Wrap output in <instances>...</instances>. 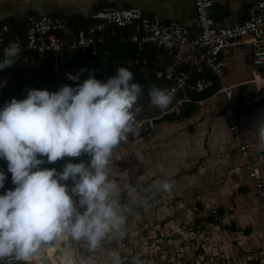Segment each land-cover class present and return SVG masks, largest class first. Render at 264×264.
<instances>
[{"label": "crops", "instance_id": "crops-1", "mask_svg": "<svg viewBox=\"0 0 264 264\" xmlns=\"http://www.w3.org/2000/svg\"><path fill=\"white\" fill-rule=\"evenodd\" d=\"M253 1L215 0L216 24L242 22ZM126 7H140L194 28L192 0H0V24L25 23L28 15L40 12L90 19L96 10ZM225 60V83L236 84L237 100L245 99L254 90L253 84L245 83L253 68L251 48L231 47ZM223 103L219 94L202 106L186 105L181 115L159 121L151 136H129L116 149L120 159L114 156L111 161L112 179L121 189L130 185L133 191L121 192L118 208L126 224L120 234L108 237L104 250L113 247L128 252L131 261L142 248L150 253L156 247L161 241L158 231L173 224L183 230L181 223L197 216L199 222L217 227L209 229L205 248L209 247L208 253L215 251L218 264H264V211L249 175L258 168L264 178V145L258 135L264 123V104L240 108L241 129L231 131L216 112ZM245 144L249 146L242 149ZM162 179L173 183L171 192L155 189V181ZM166 218L169 220L163 222Z\"/></svg>", "mask_w": 264, "mask_h": 264}, {"label": "clouds", "instance_id": "clouds-1", "mask_svg": "<svg viewBox=\"0 0 264 264\" xmlns=\"http://www.w3.org/2000/svg\"><path fill=\"white\" fill-rule=\"evenodd\" d=\"M21 51L18 42H9L0 70L13 67ZM66 76L80 79L79 74ZM143 95L134 73L117 67L105 80L92 71L75 87L28 89L25 99L14 97L0 108V159L8 162L16 186L0 194V264H38L43 258L50 264H103L99 254L108 237L120 234L126 224L118 208L121 192L133 191L112 179L111 161L120 159L116 149L138 130ZM147 95L161 110L173 100L158 86L150 87ZM258 135L264 145V123ZM82 155L89 160L69 162L59 172L40 167ZM5 180L0 172V188ZM172 188L167 179L155 181L157 191ZM81 242L86 255L77 259L73 249ZM109 264H125L118 250L111 251ZM130 264L142 261L133 257Z\"/></svg>", "mask_w": 264, "mask_h": 264}, {"label": "built area", "instance_id": "built-area-1", "mask_svg": "<svg viewBox=\"0 0 264 264\" xmlns=\"http://www.w3.org/2000/svg\"><path fill=\"white\" fill-rule=\"evenodd\" d=\"M192 1L195 9L193 29L140 7L96 10L90 14L88 26L79 31L72 26L70 16L32 13L25 20L24 34L20 31L13 34L12 26L7 22L0 24V54L12 41L18 42L22 49L19 56L30 51L38 52L40 57L54 54L53 69L58 78L64 67L66 50L97 55L111 28L125 29L122 41L129 40L139 51L154 45L168 52L173 59L165 69H154L158 78L172 82L163 88L172 95V103L163 110L151 106V113L137 120L138 130L129 136H151L159 121L181 115L186 105L202 106L219 94L223 95L224 103L216 107L217 114L229 123L231 131H239V109L264 104V0L253 1L242 22L225 25L215 22V0ZM240 45L249 46L253 53L251 78L245 83L253 84L254 90L238 101L234 91L236 84H226L224 76L226 51ZM210 89L215 91L205 99L191 96V92ZM248 146L245 144L241 148ZM249 175L254 179L260 208L264 211V178L258 168L251 170Z\"/></svg>", "mask_w": 264, "mask_h": 264}, {"label": "trees", "instance_id": "trees-1", "mask_svg": "<svg viewBox=\"0 0 264 264\" xmlns=\"http://www.w3.org/2000/svg\"><path fill=\"white\" fill-rule=\"evenodd\" d=\"M70 18L76 31L87 27L90 23V19L85 17L72 15ZM8 23L12 26L13 34L19 31L24 34L25 23L16 21ZM125 31V29L111 28L106 43L100 46L97 55H92L89 52L66 50L64 52V67L58 78L53 69L54 54L47 53L44 57H40L38 52H24L18 57L17 63L13 67L0 70V108L14 97L18 100L25 99L28 89L58 91L65 84L75 87L78 83H82L92 71L98 79L105 80L108 76L115 75L117 67H127L134 73L135 81L144 88V95L139 100L142 112L137 116V120L148 115L146 112L152 106L147 95L148 89L152 86L163 89L172 84L166 79L158 78L154 69H165L172 62L171 57L168 52L154 45H149L143 51H139L134 43L129 40H121ZM2 57L3 54H0V59ZM81 69L84 71L81 72ZM67 73L79 74V81L69 80L66 76ZM211 93L209 90L205 93L191 92V96L200 99ZM169 118L173 117L169 116ZM44 159L46 161V157ZM88 160L89 157L86 155L78 158L66 156L51 164L45 162L40 167L55 168L59 172L69 162L79 163ZM0 172L6 175L4 187L0 188V194H5L9 189L14 190L16 186L12 183V174L8 171V162L3 159H0ZM66 183L69 188L72 186L71 180Z\"/></svg>", "mask_w": 264, "mask_h": 264}, {"label": "rangeland", "instance_id": "rangeland-1", "mask_svg": "<svg viewBox=\"0 0 264 264\" xmlns=\"http://www.w3.org/2000/svg\"><path fill=\"white\" fill-rule=\"evenodd\" d=\"M149 108L146 114L151 113L152 108ZM159 206L164 207L158 203V207ZM154 207H157V205H154ZM199 218L200 217L196 216L195 219L189 223H181L183 230H178L179 224L175 225L172 222L173 225L164 227L165 231H161L160 233L158 231L159 235L157 239L161 241L156 243V247L154 246L149 249L150 253H148V251H143V248L139 252H134L137 253V257L141 259L142 264H218L217 262H219V259L218 255H214L215 251L213 250L211 253L209 251L208 253L206 249L209 247L205 248V244H208L207 240L209 241L211 236L209 229L217 227L209 225L204 220L199 222ZM167 219L168 218L163 222H167L169 220ZM106 245L108 244L106 243L105 246ZM85 247L83 242L74 247L73 250L77 259H82L86 255ZM113 250L115 249L110 247L108 250L103 249L100 252L99 258L103 264H109V256ZM161 250H165V252ZM127 253L128 252L121 253V256L125 264H130L128 259L130 253ZM38 264H50V260L43 258V260L38 261Z\"/></svg>", "mask_w": 264, "mask_h": 264}, {"label": "bare ground", "instance_id": "bare-ground-1", "mask_svg": "<svg viewBox=\"0 0 264 264\" xmlns=\"http://www.w3.org/2000/svg\"><path fill=\"white\" fill-rule=\"evenodd\" d=\"M74 251V250H73Z\"/></svg>", "mask_w": 264, "mask_h": 264}]
</instances>
